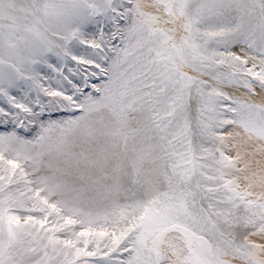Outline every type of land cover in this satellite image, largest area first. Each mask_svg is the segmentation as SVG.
<instances>
[{
  "label": "snow or ice",
  "instance_id": "1",
  "mask_svg": "<svg viewBox=\"0 0 264 264\" xmlns=\"http://www.w3.org/2000/svg\"><path fill=\"white\" fill-rule=\"evenodd\" d=\"M0 264H264V0H0Z\"/></svg>",
  "mask_w": 264,
  "mask_h": 264
}]
</instances>
